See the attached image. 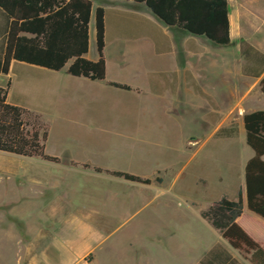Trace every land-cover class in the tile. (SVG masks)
Returning a JSON list of instances; mask_svg holds the SVG:
<instances>
[{"label":"crops","instance_id":"1","mask_svg":"<svg viewBox=\"0 0 264 264\" xmlns=\"http://www.w3.org/2000/svg\"><path fill=\"white\" fill-rule=\"evenodd\" d=\"M97 1L93 9L100 6L104 10L103 81L66 74L69 63L56 72L12 61L8 74H0V77H9L8 103L50 119L44 152L59 160L51 162L0 152V230L15 248L18 264H97L99 252L109 246L118 229L134 221L141 209L157 200L160 193L171 192L172 186L165 184L164 177L182 164L158 168L150 165L149 158L141 152L140 146L149 144L155 131H165V136L178 135L182 152L187 154L186 165L198 155L207 159L227 147L228 150H224L227 161L235 163L243 177L244 166L254 155L245 144L242 118L244 114L261 109L260 99L264 95L258 83L264 72L258 78L241 75L246 84L240 91L237 59L234 62L231 58L223 59L222 46L163 25L142 4ZM107 17L117 19L119 25L108 31ZM6 25L0 11L3 42L0 57ZM229 25L232 44L236 32L230 18ZM240 36L264 55V40L255 37L254 29H242ZM92 38H95L93 11L85 58L96 61L97 53L93 56L90 53ZM133 47L134 64L141 81H119L109 77V67L122 71L131 64L128 53ZM238 52L239 48L234 57ZM16 63L15 78L19 77L20 85L10 78ZM223 71L228 74L223 76ZM110 82L126 85L131 90L113 88L107 85ZM16 88L22 95V102L11 97ZM110 95L121 98L124 106L117 109L120 116L116 121L105 122V111L110 108L104 97ZM195 97L204 101L200 122L209 129L201 141L189 137L183 118L190 111L191 98ZM74 114H93L94 118L86 122L72 116ZM233 122L239 123L241 149L230 129ZM175 130L180 132H170ZM221 130L229 134L217 137ZM202 169L204 166L200 171ZM104 171L126 173L148 179L150 183L128 181ZM222 176L226 180L223 173L217 172L214 177L201 174L197 184L205 197L209 188L211 191L213 186L225 183ZM243 188L244 181L228 199L235 200L238 191H242L243 212L237 223L249 235L240 223L245 211L250 212ZM222 197L226 196L222 194ZM214 201H209L205 208ZM215 234V243L198 254V264L214 245L224 244L219 234ZM258 243L264 250L263 244Z\"/></svg>","mask_w":264,"mask_h":264},{"label":"trees","instance_id":"2","mask_svg":"<svg viewBox=\"0 0 264 264\" xmlns=\"http://www.w3.org/2000/svg\"><path fill=\"white\" fill-rule=\"evenodd\" d=\"M144 5L163 25L201 37L216 46L231 45L227 0H122ZM0 11L7 25L0 57V74L7 75L12 61L51 71L65 69L66 74L90 81L105 79L104 10L93 9L92 0H0ZM94 12L95 42L98 59L89 61L88 29ZM240 55L249 66L243 73L260 77L264 55L242 41ZM0 87V152L23 157H39L58 162L44 152L48 128L39 114L7 102V90ZM264 95V75L259 80ZM108 86L130 91L118 83ZM245 144L254 152L243 173V193L247 209L264 221V111L243 115ZM96 172H101L95 169ZM114 177L149 184L150 180L122 172L104 171ZM158 181H160L158 179ZM243 212L242 191L235 200L222 197L199 211V216L221 239L250 264H264V250L237 223ZM199 264H240L220 245H214Z\"/></svg>","mask_w":264,"mask_h":264},{"label":"rangeland","instance_id":"3","mask_svg":"<svg viewBox=\"0 0 264 264\" xmlns=\"http://www.w3.org/2000/svg\"><path fill=\"white\" fill-rule=\"evenodd\" d=\"M227 1L229 18L235 28L236 36L229 47H222L223 59L229 60L231 58L232 62L235 58L237 59V84L238 90L241 91L246 84L241 75H244L243 69L249 64L243 61L239 52L237 57L234 55L242 42V38H240L242 29H249V31L254 29L255 37L264 40V0ZM92 2L95 5L99 1L92 0ZM237 20H239L238 23ZM117 25H119L117 19L107 17L108 31ZM2 43L0 35V46ZM129 52L131 54L128 53V60L131 64L122 71H116L109 67V77L119 81H141V74H139L137 65L134 64V47ZM90 53L92 56L97 53L95 38H92ZM17 65V63L14 65L10 78L12 82L17 80L16 85H20L19 77L18 79L15 78L18 70ZM225 74L228 73L223 71V76ZM8 81L9 77L1 76L0 86L5 87ZM114 96L104 97L105 104L109 105L110 108V110L105 111L104 116L106 118L103 120L105 122L116 121L120 116L117 109L124 106L123 100ZM11 97H16L22 102V95L17 88ZM127 104L133 105L130 102ZM260 106V110H264V96L260 99ZM203 107H205L203 99L191 98L190 111L183 117L188 130L185 131L189 132V137L200 141L206 137L209 131L208 127H203L200 122L203 118L200 108ZM72 116L86 122L94 118L93 114H74ZM41 118L48 125L50 119L43 116ZM238 124V122H233L230 129H232V133H235L237 146L241 149L243 141L237 127ZM170 132L177 133L180 131ZM154 133L155 135L149 144L140 146L142 154L149 158L150 165H157L158 168L164 169L178 163L182 164L179 167L176 166L173 172L164 177L165 184L169 183L172 186L171 192L168 194L160 193L157 200L151 201L152 204L141 209L134 221L118 229L109 246L99 252L100 257L97 264H198L196 259L198 254H202V250L208 249L217 239L215 232L207 224L204 225L205 223L200 219L198 212L204 209L209 201L218 200L222 194L227 198L233 196V190L237 188L240 182H243L242 174H239V169L235 163L227 161L224 152V150H228L227 147L220 152H215L207 159L198 155L191 160L189 165H186L187 154L182 152L178 135L165 136V131H155ZM224 134L228 135L229 133L221 130L216 136H224ZM201 166H204V170L200 171ZM217 172L225 174L226 180L222 176V181L225 183L213 186L215 188L211 191L209 188L205 197L202 187L197 184L198 178L203 173L214 177ZM146 198L149 200V196ZM152 198L153 192L150 196L151 200ZM192 201L195 202V205H192ZM251 215L250 212L245 211L240 223L249 232L251 238L261 242L264 246V221ZM0 216H2L1 209ZM221 246L240 264H250L246 255H240L237 251L232 250L225 241ZM0 264H18L16 250L7 241L1 230Z\"/></svg>","mask_w":264,"mask_h":264}]
</instances>
